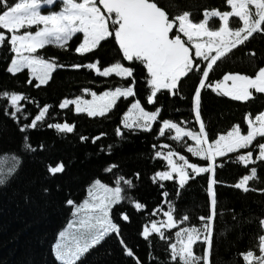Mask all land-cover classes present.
<instances>
[{
	"label": "trees",
	"instance_id": "obj_1",
	"mask_svg": "<svg viewBox=\"0 0 264 264\" xmlns=\"http://www.w3.org/2000/svg\"><path fill=\"white\" fill-rule=\"evenodd\" d=\"M212 9L229 11L230 5L226 4V0H179V7L173 11L190 10L193 21L199 22L204 18V11ZM220 25L218 18L209 20L212 28ZM230 26H241V21L233 17ZM80 42L82 35L79 33L68 42L67 49L46 45L38 50V54L45 59L56 58L58 64L64 65L57 68L52 73V79L39 88L35 87L38 82L28 69L15 75L7 72L14 54L7 44L0 49V92L16 91L28 97L20 101L21 111L17 113L20 123L17 124L10 115L5 114L6 108L9 112L15 111V108L11 107L9 100L0 96V166H11L16 156L22 159L15 178L6 186H0V264H59L54 258V245L59 232L73 219L66 200L82 202L87 198V187L94 179L99 178L115 186L114 182L119 176L132 179L135 185L128 188L122 183L127 198L112 209L113 219L120 225L121 233L106 237L78 264H135V259L126 255L120 243L121 236L142 264H176L170 259L169 248L170 243L176 241L175 233L181 227L200 228L204 221L199 217L210 214L208 188L211 174L194 175L189 170L193 178L183 188L179 187L176 178L153 181L155 173L169 169L167 161L155 153L174 151L186 156L190 163H205L202 158L188 152L191 140H175L174 131L168 129H165L163 136L159 134L163 120L199 131L193 110V93L201 74L190 73L189 77L182 79L176 95L163 90L157 93V102L149 104L147 97L151 94V86L147 83L146 66L139 61H126L111 37L102 41L101 46L93 52L84 55L75 52ZM97 60L101 69L116 62L134 68L136 95L121 97L103 117L78 113L73 104L61 108L60 104L66 99L86 96V88L91 90L89 92L103 93L116 87L129 86L131 77L122 78L114 73L104 77L97 74L95 69L72 67ZM200 63L201 67L206 66V62ZM259 67H264V34L257 33L217 61L206 83L214 84L229 72L252 75ZM29 79L32 80L31 84L28 83ZM201 97V116L210 140L227 133L236 124H240L242 131L246 132L247 114L251 112L255 116L264 111V94L260 93L254 92V98L249 101H236L205 88ZM136 99L147 111L161 109L151 131L128 129L122 125L124 114ZM45 105L51 107L44 119L37 122V127L21 132L20 127L30 124ZM65 122L75 125L72 132H61L48 126ZM118 129L123 135L117 134ZM25 136L28 137L27 141L24 140ZM96 137L99 139L93 142ZM257 140L262 141L261 138ZM26 143H31L37 150L27 151ZM41 144L43 149L38 147ZM255 144L256 141L249 149L217 158L215 190L218 214L214 222L211 264H248L241 253L252 250L260 254L257 238L264 235L259 223L264 218V192L259 190L264 189V162L256 160L254 164L245 166L236 159L238 154L253 150ZM256 152L253 151V159L258 155ZM59 161L65 164V171L50 175L47 165ZM112 164L119 167L106 172L105 169ZM251 167L257 168L259 179L249 181L248 187L256 190L245 193L235 185L244 175L250 174ZM135 173L140 174L139 178ZM164 192L169 193L168 197H164ZM136 202L145 204L146 208L136 209ZM170 203L175 206V218L187 215L189 220L176 228L162 229L165 238L152 233L145 239L142 235L144 226L150 228L152 220H166L164 212ZM122 213L127 214L129 219L123 220ZM204 249L203 242H197L194 246V251L200 255H203Z\"/></svg>",
	"mask_w": 264,
	"mask_h": 264
},
{
	"label": "snow or ice",
	"instance_id": "obj_2",
	"mask_svg": "<svg viewBox=\"0 0 264 264\" xmlns=\"http://www.w3.org/2000/svg\"><path fill=\"white\" fill-rule=\"evenodd\" d=\"M226 4L231 6V10H205L204 18L194 22L190 10L173 11L179 7V0H59V4L57 0H0V49L7 44L10 46L9 51L15 53L6 70L15 75L25 68L30 69L32 77L39 81L35 85L37 88L47 84L57 68L64 67L56 62V58L45 59L38 54V50L44 49L46 45L67 49L68 42L78 33L83 34L82 42L75 48L78 54L93 52L101 46L102 41L111 37L118 44V49L126 61H139L146 66L147 83L151 86V94L147 97L149 104H155L157 93L163 90L176 95L182 79L189 77L190 73L201 74L193 93V110L195 119L199 122V131L181 127L171 120H163L159 134L163 136L165 129H168L175 130V140L190 137L195 144L188 146V152L201 157L205 163H190L186 156L174 151L167 154L162 151L155 153L167 161L170 170L155 173L153 181L173 180L174 174H178L179 187L183 188L193 178L189 170L194 175L210 173L212 177L208 188L210 214L199 217L204 221L200 228L181 227L175 233L176 242L169 245L170 259L176 264H211L214 222L218 214L215 190L217 157H227L229 153L249 149L256 141L253 150L238 154L236 159L245 166L254 164L256 160L264 162V142L257 140L258 137L264 140V111L255 116L251 112L247 114L246 132L242 131L240 124H236L226 134H220L211 140L201 116V92L205 88L213 89L236 101H249L254 98V92L264 94V67H259L252 75L229 72L214 84L206 83L217 61L238 45L244 44L254 34H264V0H226ZM46 6L59 7V10ZM214 17L223 21L222 26H209V20ZM233 17L242 21V26H230V18ZM201 61L206 62L205 67H201ZM72 67L95 69L97 74L104 77L115 73L122 78L131 77L132 80L127 87H116L99 95L91 92V100L82 96L75 100L66 99L60 104L61 108L75 104L78 113L103 117L116 106L120 97L136 95L134 68L126 67L124 63L116 62L101 69L97 60L87 65L74 64ZM28 83L31 84L32 80L29 79ZM84 91L91 90L86 88ZM0 96L9 100L11 107L15 108V111L11 112L6 108L5 114L10 115L19 124L20 117L17 113L21 111L20 101L28 99L26 94L5 90L0 92ZM50 107L51 105H45L30 124H24L19 130L24 132L28 128H36L37 122L44 119ZM160 111V108L147 111L141 101L136 99L124 116V126L128 129L151 131ZM48 126L61 132H72L75 128L74 124L67 122ZM117 134L123 135L119 129ZM97 139L99 137L93 142ZM24 140L27 141L28 137L25 136ZM25 147L27 151L37 150L31 143H26ZM38 147L43 149L44 146L41 144ZM254 150H258L255 159ZM173 156H178L180 162L174 160ZM21 164V157L16 156L11 166H0V186H6L15 178ZM118 167L117 164H112L105 171L112 172ZM47 171L52 176L63 173L65 164L63 161L48 164ZM139 175L135 173L137 178ZM253 179H259L256 167H251L250 174L244 175L235 187L245 193L255 191L256 189L248 187V182ZM114 183L115 186H111L96 178L87 187V198L82 202L66 200L73 219L65 230L59 232V239L54 245V258L59 264H78L90 250L105 241L106 237L121 233L120 225L113 219L112 209L127 198L122 183L128 188H134L135 185L132 179H126L124 176H119ZM44 191L47 192L48 189ZM259 191L264 192V189ZM176 194L179 195V192ZM163 195L168 197L169 193L164 192ZM135 207L140 210L146 208V205L136 202ZM174 211L175 206L170 203L168 210L164 212L166 220H152L150 228L145 225L142 232L145 239L152 233H158L160 238H165V231L162 229H173L189 220L187 215L180 219L175 218ZM121 216L123 220L129 219L127 214L122 213ZM259 223L264 230V218L260 219ZM257 239L259 255L252 250L240 254L248 264H253V260L256 264H264V235H259ZM197 241L206 245L203 255L194 251ZM120 243L126 255L135 259V264H142L122 236Z\"/></svg>",
	"mask_w": 264,
	"mask_h": 264
},
{
	"label": "rangeland",
	"instance_id": "obj_3",
	"mask_svg": "<svg viewBox=\"0 0 264 264\" xmlns=\"http://www.w3.org/2000/svg\"><path fill=\"white\" fill-rule=\"evenodd\" d=\"M59 0H57V2H58ZM46 7H51V6H46ZM222 24H223V21H222ZM30 70V69H29ZM38 81V80H37ZM39 82V81H38ZM99 94H101V93H97V95H99ZM84 99H86V100H91L92 99V95L91 94H89V95H86L85 97H83ZM70 105V104H69ZM75 105V104H74ZM75 107H76V105H75ZM131 108V107H130ZM122 125L124 126V118H123V120H122ZM153 126V125H152ZM174 136H175V130H174ZM188 138H190V137H188ZM191 139V138H190ZM194 142V141H193ZM195 144V142L193 143V145ZM256 154H258V151L256 152ZM201 158V157H200ZM173 159L174 160H176L178 163L180 162L179 161V157L178 156H173ZM169 170H170V166H169ZM169 170H167V171H169ZM174 177L178 180V174H174ZM72 221V220H71ZM70 221V222H71ZM67 227H65V229H66ZM65 229H63V230H65ZM58 239H59V237H58ZM176 242V241H175Z\"/></svg>",
	"mask_w": 264,
	"mask_h": 264
}]
</instances>
